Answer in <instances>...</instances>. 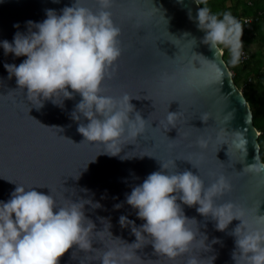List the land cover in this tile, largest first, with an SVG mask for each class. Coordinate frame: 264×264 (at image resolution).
Here are the masks:
<instances>
[{
    "label": "water",
    "instance_id": "95a60500",
    "mask_svg": "<svg viewBox=\"0 0 264 264\" xmlns=\"http://www.w3.org/2000/svg\"><path fill=\"white\" fill-rule=\"evenodd\" d=\"M196 2L111 0L108 11L120 29L121 56L108 69L103 94L119 99L127 93L146 121L137 138L121 140L119 156L105 154L103 144L87 142L78 132L80 123H88L83 116L80 121L72 118L82 99L79 94L74 93L73 99H64L61 94L54 102L44 100L40 108L29 101L27 90L19 89L15 77L9 78L4 67L19 65L27 57L6 55L0 46V202H7L17 185L51 194L61 207L91 201L85 204L84 212L95 224L93 251L74 246L59 264H102L100 257L105 251H118L125 247L124 242L135 243L130 226L122 227L119 218L126 216L137 227L145 222L126 203V195L157 171H191L206 186L224 176L231 190L216 203L232 202L237 206L234 210H243L244 219L253 227L257 216H264V173L245 170L256 157L263 163L260 133L224 59L223 47L211 49L203 43L206 33L198 27L201 5ZM73 3L0 0V42H12L18 31L26 34V22H42L46 10L60 14ZM80 4L99 10L97 0H80ZM16 24L20 27H14ZM213 63L223 71L219 79L207 70ZM169 112L178 114L175 127L167 121ZM130 118L134 119V113ZM236 133L248 141L246 157L232 145ZM96 203L101 207L93 208ZM177 203L189 219L196 220L188 224L196 235L190 250L174 259L158 255L145 234L138 250L126 249L136 253L131 264H189L193 258L199 264H235L232 233L241 221L233 220L221 232L216 221L196 211L198 205ZM116 204L122 207L117 210Z\"/></svg>",
    "mask_w": 264,
    "mask_h": 264
},
{
    "label": "clouds",
    "instance_id": "9594fccd",
    "mask_svg": "<svg viewBox=\"0 0 264 264\" xmlns=\"http://www.w3.org/2000/svg\"><path fill=\"white\" fill-rule=\"evenodd\" d=\"M207 2L196 3L207 5ZM97 3L99 10L95 12L82 6L80 0H74L73 5L64 7L60 14L48 9L46 19L40 23L27 21L26 34L18 31L12 42L5 40L0 46L6 55L27 57L19 65L5 64L4 67L9 78L15 77L19 89L27 90L29 101L40 108L44 100L54 102L61 94L64 99H73L74 93L79 94L82 99L72 118L80 121L83 116L88 123H80L78 132L87 142L103 144L105 154L119 156L121 140L137 138L144 131L146 121L131 104L133 97L127 93L119 99L103 94V81L110 75L108 69L121 56L120 29L114 25L108 11L111 0H97ZM197 20L198 27L206 33L203 43L211 49L228 48L231 64H238L243 49L242 23L230 12L219 19L207 6L199 8ZM207 70L216 79L223 76L221 68L214 63ZM133 113L134 119L130 118ZM177 115L168 113L167 121L172 127ZM232 145L247 156L248 141L239 133L235 134ZM165 167L163 165V169ZM245 170L264 173V163L256 157ZM167 173L150 174L126 195V203L137 210V217L145 223L137 227L134 221L120 216V225L130 226L136 242H124L125 247L118 251H105L100 257L102 264H131L136 253L126 249L138 250L146 239L145 234L151 238L158 255L174 259L187 253L196 240L188 227L195 219L184 214L178 200L189 207L198 205L196 211L216 221L218 231H225L233 220L241 221L232 233L236 245L235 264H264V216H257L253 227L244 219L243 210H234L237 206L232 202L218 205L217 199L231 190L224 176L206 186L201 177L191 171ZM35 189L17 185L11 198L0 202V264H59L74 246L85 252L93 251L95 224L84 212L85 204L91 201L71 202L61 207L51 194ZM92 207L101 205L96 203ZM114 207L119 210L122 205ZM189 264H199V261L193 258Z\"/></svg>",
    "mask_w": 264,
    "mask_h": 264
},
{
    "label": "trees",
    "instance_id": "16d2710c",
    "mask_svg": "<svg viewBox=\"0 0 264 264\" xmlns=\"http://www.w3.org/2000/svg\"><path fill=\"white\" fill-rule=\"evenodd\" d=\"M200 5L207 6L219 19L230 12L244 27L242 52L246 57L241 56L239 63L232 65L231 53L227 49L224 59L253 112L264 163V0H208L207 5Z\"/></svg>",
    "mask_w": 264,
    "mask_h": 264
},
{
    "label": "built area",
    "instance_id": "2783aa9c",
    "mask_svg": "<svg viewBox=\"0 0 264 264\" xmlns=\"http://www.w3.org/2000/svg\"><path fill=\"white\" fill-rule=\"evenodd\" d=\"M241 56L243 57V59L246 57L245 52H242Z\"/></svg>",
    "mask_w": 264,
    "mask_h": 264
},
{
    "label": "crops",
    "instance_id": "0c3cea01",
    "mask_svg": "<svg viewBox=\"0 0 264 264\" xmlns=\"http://www.w3.org/2000/svg\"><path fill=\"white\" fill-rule=\"evenodd\" d=\"M223 49H224V51H225V50H227L228 48L223 47ZM232 75H233V74H232Z\"/></svg>",
    "mask_w": 264,
    "mask_h": 264
}]
</instances>
